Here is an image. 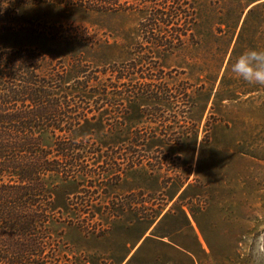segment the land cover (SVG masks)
<instances>
[{
  "label": "rangeland",
  "instance_id": "obj_1",
  "mask_svg": "<svg viewBox=\"0 0 264 264\" xmlns=\"http://www.w3.org/2000/svg\"><path fill=\"white\" fill-rule=\"evenodd\" d=\"M33 2L19 10L25 21L0 33V47L41 49L63 63L66 84L83 74L105 80L114 63L152 46L139 0ZM187 2L192 33L150 71L164 99L122 101L121 115L118 96L78 90L94 114L71 132L89 137L86 174L81 185L51 180L62 217L45 264H246L242 242L264 230V88L228 69L245 50H264V0ZM114 205L130 209L108 219ZM79 209L96 210L95 222L76 221Z\"/></svg>",
  "mask_w": 264,
  "mask_h": 264
},
{
  "label": "trees",
  "instance_id": "obj_2",
  "mask_svg": "<svg viewBox=\"0 0 264 264\" xmlns=\"http://www.w3.org/2000/svg\"><path fill=\"white\" fill-rule=\"evenodd\" d=\"M33 1L0 0V33L14 31L25 21L19 10ZM187 3L139 0L145 11L139 29L144 42L152 46L128 62L114 63L105 80L83 74L72 85L66 84L63 63L54 62L41 49L0 47V264H45L52 222L62 217L54 215L51 180L60 177L81 185L78 177L86 174L81 149L89 137H75L71 132L94 114L91 107L83 105L86 97L80 91L118 96L122 99L117 103L121 115L128 111L122 101L162 98L166 85H161L160 76L150 73L151 67L163 55L184 46L185 36L192 33L195 14ZM47 134L50 144L45 143ZM116 206L114 210L107 207L108 219L129 208ZM77 211L76 221L92 223L98 215L96 210Z\"/></svg>",
  "mask_w": 264,
  "mask_h": 264
},
{
  "label": "clouds",
  "instance_id": "obj_3",
  "mask_svg": "<svg viewBox=\"0 0 264 264\" xmlns=\"http://www.w3.org/2000/svg\"><path fill=\"white\" fill-rule=\"evenodd\" d=\"M228 70L232 79L264 88V50H245L231 62ZM260 219L264 221V217ZM242 252L246 264H264V230L247 237L242 242Z\"/></svg>",
  "mask_w": 264,
  "mask_h": 264
}]
</instances>
